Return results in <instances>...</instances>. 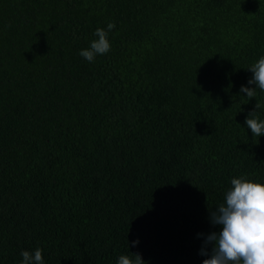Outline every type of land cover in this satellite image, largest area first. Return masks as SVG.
Returning <instances> with one entry per match:
<instances>
[{"label":"trees","instance_id":"trees-1","mask_svg":"<svg viewBox=\"0 0 264 264\" xmlns=\"http://www.w3.org/2000/svg\"><path fill=\"white\" fill-rule=\"evenodd\" d=\"M261 56L264 0H0V264H202L231 179L264 183Z\"/></svg>","mask_w":264,"mask_h":264},{"label":"clouds","instance_id":"clouds-1","mask_svg":"<svg viewBox=\"0 0 264 264\" xmlns=\"http://www.w3.org/2000/svg\"><path fill=\"white\" fill-rule=\"evenodd\" d=\"M115 28L113 22L107 24V31L97 28L94 35L98 39L90 43V47L82 49L79 55L88 62H94L97 55H105L111 45L108 31ZM248 70L252 76L249 85L241 86L240 93L246 94L251 100L256 96V89L264 92V56L252 64ZM262 105L257 101L255 111L245 119L247 128L253 137L264 135V119L259 118L258 111ZM231 187L226 191L224 203L210 211L212 225L221 226L219 232H211L204 240V245H211L210 257L202 264H264V183H257L245 177L231 179ZM203 235V234H199ZM139 241H133L136 245ZM202 255H209L201 251ZM21 264H44L42 250L36 248L33 252H21ZM117 264H146L139 253L120 255Z\"/></svg>","mask_w":264,"mask_h":264}]
</instances>
